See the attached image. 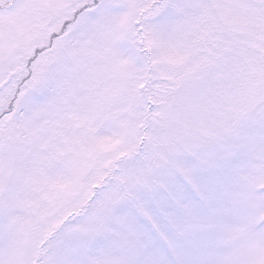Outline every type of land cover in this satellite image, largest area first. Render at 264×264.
Segmentation results:
<instances>
[{
    "label": "snow or ice",
    "instance_id": "1",
    "mask_svg": "<svg viewBox=\"0 0 264 264\" xmlns=\"http://www.w3.org/2000/svg\"><path fill=\"white\" fill-rule=\"evenodd\" d=\"M0 264H264V0H0Z\"/></svg>",
    "mask_w": 264,
    "mask_h": 264
}]
</instances>
